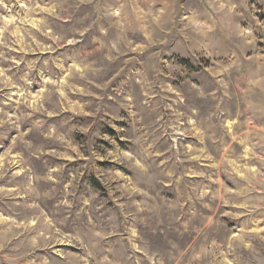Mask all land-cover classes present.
I'll return each mask as SVG.
<instances>
[{
	"label": "rangeland",
	"instance_id": "1",
	"mask_svg": "<svg viewBox=\"0 0 264 264\" xmlns=\"http://www.w3.org/2000/svg\"><path fill=\"white\" fill-rule=\"evenodd\" d=\"M0 264H264V0H0Z\"/></svg>",
	"mask_w": 264,
	"mask_h": 264
}]
</instances>
